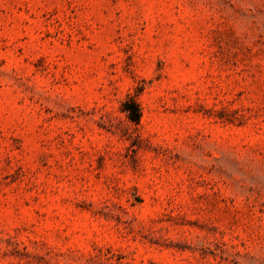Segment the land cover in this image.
<instances>
[{"label": "rangeland", "instance_id": "obj_1", "mask_svg": "<svg viewBox=\"0 0 264 264\" xmlns=\"http://www.w3.org/2000/svg\"><path fill=\"white\" fill-rule=\"evenodd\" d=\"M0 264H264V0H0Z\"/></svg>", "mask_w": 264, "mask_h": 264}, {"label": "trees", "instance_id": "obj_2", "mask_svg": "<svg viewBox=\"0 0 264 264\" xmlns=\"http://www.w3.org/2000/svg\"><path fill=\"white\" fill-rule=\"evenodd\" d=\"M134 116H135V118L138 117V108L137 109L136 108L134 109Z\"/></svg>", "mask_w": 264, "mask_h": 264}]
</instances>
